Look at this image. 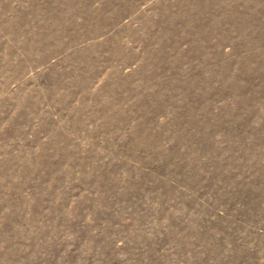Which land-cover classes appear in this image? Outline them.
<instances>
[{"label": "rangeland", "instance_id": "374dc122", "mask_svg": "<svg viewBox=\"0 0 264 264\" xmlns=\"http://www.w3.org/2000/svg\"><path fill=\"white\" fill-rule=\"evenodd\" d=\"M0 264H264V0H0Z\"/></svg>", "mask_w": 264, "mask_h": 264}]
</instances>
